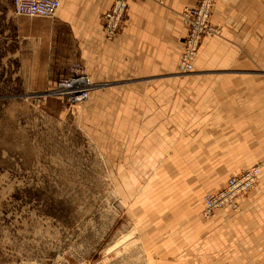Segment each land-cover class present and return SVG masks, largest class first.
<instances>
[{"label":"rangeland","instance_id":"1","mask_svg":"<svg viewBox=\"0 0 264 264\" xmlns=\"http://www.w3.org/2000/svg\"><path fill=\"white\" fill-rule=\"evenodd\" d=\"M12 8L13 0H0V17ZM222 38L208 40H219L213 46L222 50ZM13 50V43L0 47V264H264L252 205L241 201L256 186L236 208L206 219L203 197L210 191L202 184L156 181L165 172L161 161L172 163L174 152L158 151L157 135L150 149H141V137L127 134L141 127V118L126 119L125 104L94 99L104 86L93 79L82 104L51 94L73 66L32 92L22 66H10ZM197 60L194 72L175 75L225 73V67L198 70ZM207 62L225 66V55ZM241 72L251 79L252 94L262 80L264 91V66ZM134 74L130 82L139 92L147 76Z\"/></svg>","mask_w":264,"mask_h":264},{"label":"crops","instance_id":"2","mask_svg":"<svg viewBox=\"0 0 264 264\" xmlns=\"http://www.w3.org/2000/svg\"><path fill=\"white\" fill-rule=\"evenodd\" d=\"M114 1L61 0L53 18L16 15L12 8L0 17V40H6L5 44L0 42V47L13 43L9 55L15 62L10 66H22L23 78L32 92L45 89L50 78L68 74L75 64L85 66L92 79L104 86L94 99L125 104L121 109L126 119L141 118V127L127 133L141 137L136 139L141 149H150L151 137L157 135L156 149L174 152L172 163L166 158L161 161L165 172L156 181L202 184L201 190L211 192L240 169L261 164L258 184L241 199L243 206L252 205L249 209L255 216V247L261 254L263 80L262 87L261 83L254 85L258 92L254 95L251 79L241 70L256 64L264 66V0H216L212 22L222 33L203 39L196 59L203 66L197 69L225 67V73L184 78L175 75L187 35L181 12L197 0L130 1L117 35L107 40L104 14ZM213 37H223L222 50L213 46L219 40H208ZM221 53L225 55V66H209L207 60ZM135 70L147 76L137 86L141 87L139 92L130 82ZM117 113L114 111L111 117ZM154 119L158 123L150 126ZM175 187L171 185L170 189ZM191 210L195 213L194 208Z\"/></svg>","mask_w":264,"mask_h":264},{"label":"built area","instance_id":"3","mask_svg":"<svg viewBox=\"0 0 264 264\" xmlns=\"http://www.w3.org/2000/svg\"><path fill=\"white\" fill-rule=\"evenodd\" d=\"M130 1L134 0H115L105 12L104 32L108 40L117 35L128 13ZM215 2L216 0H197L194 6H187L182 10L187 35L183 42L179 73L194 72L195 60L203 39L221 35V28L212 22ZM61 4V0H13V10L16 15L53 18ZM72 69L69 75L57 79L49 91L71 105L82 104L90 98L94 81L79 64H75ZM260 173L261 166L258 164L243 168L231 175L221 189L206 193L203 197L202 215L207 219L225 207L236 208L239 198L257 185Z\"/></svg>","mask_w":264,"mask_h":264}]
</instances>
